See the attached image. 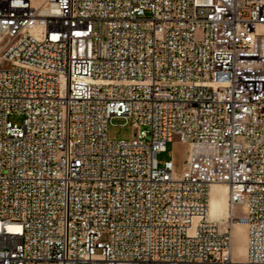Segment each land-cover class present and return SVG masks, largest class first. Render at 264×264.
<instances>
[{"label": "built area", "instance_id": "2783aa9c", "mask_svg": "<svg viewBox=\"0 0 264 264\" xmlns=\"http://www.w3.org/2000/svg\"><path fill=\"white\" fill-rule=\"evenodd\" d=\"M0 264H264V0H0Z\"/></svg>", "mask_w": 264, "mask_h": 264}, {"label": "rangeland", "instance_id": "374dc122", "mask_svg": "<svg viewBox=\"0 0 264 264\" xmlns=\"http://www.w3.org/2000/svg\"><path fill=\"white\" fill-rule=\"evenodd\" d=\"M9 119L13 122L21 123L23 116L20 114H12ZM108 137L111 139H128L133 134V124L131 120H126L124 118H114L108 126ZM186 145L172 144L167 145V151L158 154V159L160 161H165L172 157V152L175 155V162L177 170H180L183 166L184 160H186ZM216 195L223 192L222 186H218L215 191ZM240 207H236V211H240ZM222 225L225 221H219ZM234 253L235 257L238 259H244L247 249V228L245 225L236 223L234 226Z\"/></svg>", "mask_w": 264, "mask_h": 264}, {"label": "bare ground", "instance_id": "6f19581e", "mask_svg": "<svg viewBox=\"0 0 264 264\" xmlns=\"http://www.w3.org/2000/svg\"><path fill=\"white\" fill-rule=\"evenodd\" d=\"M218 186H222L223 192L220 193L219 195H216L215 191L217 190ZM234 211H236V207L233 208L232 206V201L230 199L227 185L213 184L211 186L210 200H209L210 217L213 220L217 221L221 226H225L227 222V218H230V216L233 214ZM219 221H225V222L222 225ZM238 224L245 225L244 223H239V222ZM233 242H234V227H233ZM244 259H239V260H244Z\"/></svg>", "mask_w": 264, "mask_h": 264}]
</instances>
